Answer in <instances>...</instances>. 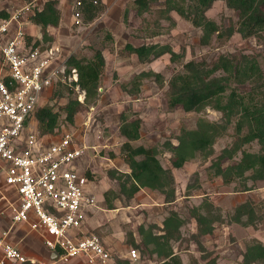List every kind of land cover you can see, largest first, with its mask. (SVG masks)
Listing matches in <instances>:
<instances>
[{"label": "rangeland", "instance_id": "rangeland-1", "mask_svg": "<svg viewBox=\"0 0 264 264\" xmlns=\"http://www.w3.org/2000/svg\"><path fill=\"white\" fill-rule=\"evenodd\" d=\"M22 1L24 3V0ZM25 1L33 2L32 7L37 9L45 0ZM77 1L67 0V11L63 23L60 22L57 28L52 27L51 30L63 34L65 41L60 42V44L65 48L67 56L74 54L79 57L90 58L96 49H104L105 51L111 47L110 51H105L107 64L102 74L99 99L94 103L87 104L85 99L86 105L77 113L73 124L65 119V113L61 109V106L67 102L68 93L66 92L61 98L54 97V90L61 84L54 85L45 93L42 105L51 104L61 112L59 135L64 131H70L74 134L76 144L87 146L85 156L80 162L82 167L94 176L97 183H105L108 189L114 190L119 189V184L108 176V170L110 168L121 171L129 170L121 152L125 138L119 130L120 113L126 111L134 116L133 113L135 112L142 118L143 123L141 138L134 144L154 145L159 148V158L162 164L173 169L177 193L176 200L162 205L163 207L160 205L163 204L161 193L152 189L137 193L131 201L125 198L121 201L117 199L115 201L117 210L115 211L106 210L105 207L106 209L101 210L95 217L100 225L91 230L102 237L111 234L110 241L112 244L108 247L112 252V259L109 263L91 262L86 259L81 264H113L118 257L128 259L129 251L136 248L129 244L128 232H132L139 239L138 228L141 223L149 225L155 222L162 225L163 218L171 210L177 211L185 220L182 239L178 242L175 241V248L180 250L179 253L184 256L187 264H191L192 258L195 256L200 259L201 264H204L205 262L201 260L202 253L197 244V237L199 238L197 222L192 215L193 209L204 201L214 204L216 207L214 213L221 212L225 222H216L213 234L203 236L202 242L208 251L217 257L219 264H243V253L247 243L252 238H258L264 242V180L255 182L250 178H242L236 179L231 184H225L223 179L215 176L214 170L209 168L212 159L220 154L224 147L233 143L235 138L234 124L223 136L217 139L214 145L215 153L212 156L206 158L198 155L186 162L182 168H174L171 163L172 154L166 149L164 143L171 140L177 145L176 137L182 127L195 128L198 119L201 117L220 122L222 113L211 107H206L200 112H187L181 107L170 110L166 91L171 76L176 71L182 70L183 63L191 59L207 58L210 61L220 54L243 51L258 55L264 70L263 38L256 36L244 38L240 33L235 32L224 41L214 38L210 45H201V29L195 27L191 21L182 18L177 12L171 13L173 21L160 20V15L157 13L161 7L160 0L153 2V9L144 15H138L135 12L134 0H98V5L102 7L99 16L92 22H86L82 14L80 23H77L75 17ZM9 3L10 6H8ZM21 5H18L14 0H0V8L11 10V14L15 13ZM126 10H130L128 22L124 20ZM22 15L23 19L30 17L26 12H23ZM207 15L225 25L230 23V19L234 22L238 20L237 11L227 6L225 0L215 1L207 11ZM153 29L162 32V34L155 38H148V32ZM68 32L71 33L72 39L67 37L69 36ZM109 32H114L116 39L108 38ZM124 32H131L130 38L134 44L160 42L170 43L176 51L185 48L187 51L185 58L182 62H172L169 55H164L151 63H141L136 57L132 59L131 55L122 49L124 47L123 42L126 41ZM149 69L164 74L165 84L163 87H160L153 79H146L138 95H131L123 89V84L130 81L137 73ZM67 86L69 87V85ZM242 89L246 90L247 87ZM71 90H73V96L78 98L79 92L75 89ZM26 127L27 130H37L35 118H31V122ZM259 148L260 145L256 141L244 146V149L251 152H258ZM112 154H115L116 157L111 158ZM241 157L242 153L239 152L233 160L225 161L224 165L234 164ZM247 176L249 173H246ZM246 183L253 188L243 190ZM188 184H191V187L188 188ZM98 192L100 193V191ZM1 194L0 190V235L10 229L13 223L9 203ZM246 200L256 203L259 208L258 212L262 215L261 221L256 227L231 221L235 207ZM113 223L117 226L112 229ZM15 227L14 234L12 231L7 238L17 243L22 251L23 249L27 250L31 257L44 260L47 249L41 243L40 238L31 235L30 228L25 223L24 225L16 224ZM16 232L17 234H15ZM150 252L148 250L145 255L140 253L141 258L139 257L140 259L138 258L131 263L158 264L156 257L153 256L155 260L149 258ZM150 255L152 257L151 253ZM73 260L58 264H75L76 261ZM46 261L51 264L49 260L46 259Z\"/></svg>", "mask_w": 264, "mask_h": 264}, {"label": "trees", "instance_id": "trees-1", "mask_svg": "<svg viewBox=\"0 0 264 264\" xmlns=\"http://www.w3.org/2000/svg\"><path fill=\"white\" fill-rule=\"evenodd\" d=\"M84 20L92 22L99 16L102 7L99 1L81 0ZM158 0H134L135 12L138 15L149 13L154 3ZM217 0H163L157 13L160 20L173 21L172 12H177L182 18L201 29L200 44L210 45L212 40H226L235 32L242 37L256 36L263 38L264 42V0H225L227 6L238 13V20L220 24L207 15V11ZM60 0H46L41 10H37L30 16V20L41 27L43 42L53 40L48 29L50 26H59L62 12L58 7ZM154 2V3H153ZM11 13L6 9H0V18H7ZM130 10L124 14L125 22H128ZM175 24V23H174ZM162 32L151 30L148 38H154ZM112 40L111 34L107 35ZM31 39V37H28ZM41 40L37 39L39 44ZM125 51L131 55L136 54L141 63H151L154 60L169 55L172 62H182L186 55V49L180 51L173 49L170 43L142 42L139 45L127 43ZM68 65L78 68L79 84L86 90V104L94 103L99 99V89L106 58L101 49H96L92 57H79L70 55ZM183 69L176 71L169 79L167 85V102L170 110L178 107L187 112H200L206 107H211L222 113L221 121H212L207 118H199L195 128L182 127L176 137L178 144L167 140L164 145L171 152V163L174 168H182L186 162L198 155L206 158L215 153L214 145L217 139L223 136L229 127L234 124L235 138L231 145L222 149L220 154L212 159L209 168L213 174L223 179L225 184H231L236 179L264 180V70L258 55L247 52H235L220 54L212 60L202 58L191 59L183 63ZM146 79L155 80L160 87L165 84V76L160 71L152 69L142 70L130 81L123 84V89L131 95H138ZM243 87H247L243 90ZM68 93L67 102L61 106L65 113V119L75 122V117L86 105L73 96V90L62 84L54 90V97L61 98ZM120 113V134L125 138L121 147L124 161L130 168V172H122L116 168L108 170V175L119 184V189L106 191L108 208H115L114 201L125 198L131 201L135 194L142 188L157 190L165 196L166 203L176 200V177L173 169L165 167L159 158V148L154 145L145 146L133 144L141 138L143 120L135 112ZM136 115V116H135ZM38 131L43 135L60 134L61 112L51 104H44L35 113ZM260 145L258 152L244 149V146L252 142ZM241 152L242 157L234 164L224 165L225 161L233 160ZM112 156H115L112 154ZM246 173L249 176L246 177ZM88 177L92 175L86 172ZM191 184H188V188ZM253 187L244 184L243 190ZM214 204L204 201L193 209V217L196 219L198 232L197 244L201 251V260L204 264H219L216 256L208 251L201 238L213 234L216 222H225L224 216L214 213ZM256 203L249 200L238 204L231 216V221L245 226L256 227L261 221V214ZM163 233L156 234V225H142L139 232L141 243H135L132 233L128 232L130 244L141 250L142 254H156L163 259L161 264H183L179 254H176L173 242L182 239L181 227L185 220L180 214L171 210L164 219ZM191 264H201L196 257ZM26 264H32L28 262ZM115 264H130L128 260L117 258ZM243 264H264V242L258 238H252L246 245L243 253Z\"/></svg>", "mask_w": 264, "mask_h": 264}, {"label": "built area", "instance_id": "built-area-1", "mask_svg": "<svg viewBox=\"0 0 264 264\" xmlns=\"http://www.w3.org/2000/svg\"><path fill=\"white\" fill-rule=\"evenodd\" d=\"M32 3L24 0L15 13L0 18V179L11 193L4 197L12 212V226L27 224L59 256L58 261L68 263L84 256L91 262L109 263L112 252L97 233L77 232L86 221L87 210L97 204L96 196L86 191L87 175L76 167L87 146L76 144L70 131L43 145L44 135L26 127L54 85L67 84L79 92V101L86 99L78 68L68 65L64 48L45 43L43 38L39 44L38 38H28L22 13L41 10V5L36 9ZM82 5L78 0L77 23ZM7 234L0 236V264H49L27 256ZM129 256L137 260L140 252L133 248Z\"/></svg>", "mask_w": 264, "mask_h": 264}, {"label": "crops", "instance_id": "crops-1", "mask_svg": "<svg viewBox=\"0 0 264 264\" xmlns=\"http://www.w3.org/2000/svg\"><path fill=\"white\" fill-rule=\"evenodd\" d=\"M14 2H17L18 3V5L19 4H23L22 2V0H14ZM46 2V0L43 2V4L41 5V9L43 8V5H44V3ZM8 6H10V3H9V5ZM7 6V7H8ZM58 7H59V9L61 10V12H62V23H63V19H64V16H65V14H66V11H67V0H60V2H59V4H58ZM9 8V7H8ZM0 9H3V8H0ZM6 10H8L10 13H11V10H9V9H6ZM33 15V14H32ZM31 16V15H30ZM30 17H28V18H26V19H24V21H23V27H24V30H25V32L27 33V36L28 37H31V38H42L43 37V35H42V32H41V27L39 26V25H36V24H34L30 19H29ZM57 28V27H54V26H50L49 27V29H48V31H49V33H50V35H52V37H53V40L52 41H50V42H54V43H57V44H59V45H61L60 44V42L62 43V41L64 42L65 41V38H64V36H63V34H61V32H53L52 30H51V28ZM69 33V32H68ZM110 34H111V36L113 37L112 38V40L113 39H116V35H115V33L114 32H109ZM126 35H125V38H126V41H124L123 43H124V47L122 48V49H124L125 48V46H126V44L127 43H132V44H134L133 42H132V39L130 38V33L131 32H124ZM67 37H71V39H72V36H71V33H69V36H67ZM155 38V37H154ZM148 39V38H147ZM121 44V43H120ZM139 44H141V43H139ZM139 44H134V45H139ZM62 46V45H61ZM63 47V46H62ZM64 48V47H63ZM111 48V47H110ZM110 48L108 47L106 50H108V51H110ZM65 49V48H64ZM102 50V49H101ZM105 50V51H106ZM103 51V54H104V56H105V58H106V64H107V57H106V52L104 51V49L102 50ZM131 57H132V59H135V57L138 59V57H137V55L136 54H131ZM138 61H139V59H138ZM125 61L123 60V63H124ZM140 62V61H139ZM144 64H147V63H144ZM106 67V66H105ZM37 129H38V125H37ZM58 137H59V135H57V136H51V135H44L42 138H41V143L43 144V145H49V144H51L53 141H55V140H57L58 139ZM138 141V140H137ZM134 142H136V141H134ZM134 142H133V144H134ZM124 143V142H123ZM135 145V144H134ZM138 145H142V144H138ZM135 146H137V145H135ZM115 155V154H114ZM113 157H116V155L115 156H111V158H113ZM81 160L78 162V163H76V167L79 169V171L80 172H82V173H85L86 174V170H84V168L82 167V165H81ZM110 169H112V168H110ZM119 171H121V170H119ZM128 171H130V168H129V170H124V171H122V172H128ZM92 175V174H91ZM109 176V175H108ZM88 177V176H87ZM3 182H4V180H2V179H0V190H1V195L4 197V194L5 195H9L10 194V192H9V189L8 188H6V187H3ZM86 191L87 192H89V193H91V194H94L95 196H96V198H97V204H96V206H94V207H92V208H89L88 210H87V218H86V221H85V223H84V225H83V227L81 228V229H79V231H77L78 232V234L79 235H82V234H90V233H96V232H94L93 230H91V229H94L95 227H97L98 225H100L99 223L100 222H97L96 220H95V217L101 212V210L102 211H104L106 208V210H110V211H115V210H117L116 208V204H115V208H108V205H107V201H106V196H105V193H106V191H108V190H110V189H108V187L107 186H105V183H102V182H100V183H97L96 182V180H95V178H94V176H91V177H88V183L86 184ZM146 189H149V188H142L139 192H137V193H140L141 191H146ZM149 190H151V189H149ZM98 191H100V193L98 192ZM136 193V194H137ZM135 194V195H136ZM161 196H162V199H161V201L163 200V204H160L161 205V207H163L165 204H169V203H166L165 202V196L161 193ZM2 197V198H3ZM135 197V196H134ZM4 199L5 200H7L5 197H4ZM117 200V199H116ZM115 200V201H116ZM115 201H114V203H115ZM119 201H121L120 199H119ZM159 202V201H158ZM163 205V206H162ZM106 207V208H105ZM155 207H157V206H155ZM169 214V213H168ZM167 214V215H168ZM92 216V217H91ZM166 217H164L163 218V222H164V219H165ZM162 222V225H160L159 223H155V222H152L151 224H149V225H156V228L154 229V231H155V233L156 234H161V233H163V231L161 230L162 229V227L164 226V223ZM18 225H24V223H19ZM27 225V224H26ZM144 226L145 228L148 226V225H146L145 223L143 224V223H141L140 225H139V227L140 226ZM185 225V224H184ZM183 225V226H184ZM16 224L14 225V226H12V224H11V228L10 229H8L7 231H8V234H7V236L8 235H10V233L13 231V234H14V229H16ZM114 226H117L115 223H113V225H112V229L114 228ZM183 226L181 227V232H182V235H183ZM91 230V231H90ZM7 231H4V233L5 232H7ZM31 231V235H33V236H37V237H39V235L38 234H36L35 232H33L32 230H30ZM4 233L3 234H1L0 236H2V235H4ZM75 233V231H72V235ZM132 233V232H131ZM15 234H17V232L15 233ZM98 234V233H97ZM138 234H139V239L138 238H136V236H134V234L132 233V239H133V241L135 242V243H141V241H142V238H141V235H140V232H139V228H138ZM99 235V234H98ZM100 236V235H99ZM101 237V239L104 241V243H105V245H106V247L110 250V248L108 247V245H110V244H112V241H110V238H111V234H107L105 237H102V236H100ZM40 238V237H39ZM9 240V239H8ZM40 240H41V243L45 246V244L43 243V241H42V239L40 238ZM10 241V240H9ZM12 243H14V241L12 240L11 241ZM128 242H129V240H128ZM176 242H178V241H176ZM174 243L175 242H173V247H174V251H175V253L176 254H179L180 255V257H181V260H182V263L183 264H187L186 263V260H185V258H184V256L182 255V254H180L179 252H180V250L179 249H176L175 248V245H174ZM14 244H16L17 245V243H14ZM129 244H130V242H129ZM132 245V244H131ZM46 247V246H45ZM46 249H47V254L45 255L46 257H44V260L43 261H46V259L47 260H49L50 262H54V264H58V263H63V262H61V261H58V259H56V260H54V259H52V257L53 256H55V252H53V251H51L50 249H48L47 247H46ZM139 250V252L141 253V250L140 249H138ZM23 252L27 255V256H29V257H31L30 256V254H29V252L27 251V250H24L23 249ZM148 254V253H147ZM152 254V253H151ZM143 255H145V254H143ZM156 257L157 259H158V264H161L162 262H163V259H161V258H159L156 254H152V257H151V255H150V253H149V258H151V259H154V257ZM196 258H198L197 256H195ZM34 258H37V257H34ZM46 258V259H45ZM140 258H141V256H140ZM139 258V259H140ZM38 259V258H37ZM74 259V260H73ZM72 260L73 261H76L75 262V264H81L82 262H85V260H86V258L84 257V256H82V257H76V258H73ZM121 259H124V260H128L129 262H130V264H132L131 262L132 261H134L133 259H131L130 258V256L128 255V259L127 258H121ZM199 259V258H198ZM71 260V261H72ZM155 260V259H154ZM200 260V259H199ZM47 262V261H46ZM114 262H115V260H114ZM151 263V262H150ZM113 264H115V263H113Z\"/></svg>", "mask_w": 264, "mask_h": 264}, {"label": "water", "instance_id": "water-1", "mask_svg": "<svg viewBox=\"0 0 264 264\" xmlns=\"http://www.w3.org/2000/svg\"><path fill=\"white\" fill-rule=\"evenodd\" d=\"M54 254H55V256H53L52 259H54V260L58 259L59 256L56 253H54Z\"/></svg>", "mask_w": 264, "mask_h": 264}]
</instances>
